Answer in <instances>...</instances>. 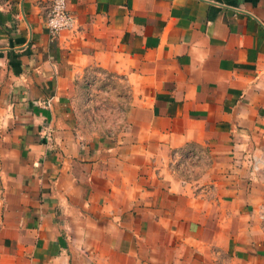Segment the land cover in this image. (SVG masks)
I'll return each mask as SVG.
<instances>
[{
	"label": "crops",
	"instance_id": "0c3cea01",
	"mask_svg": "<svg viewBox=\"0 0 264 264\" xmlns=\"http://www.w3.org/2000/svg\"><path fill=\"white\" fill-rule=\"evenodd\" d=\"M51 2L0 0V264H264V0Z\"/></svg>",
	"mask_w": 264,
	"mask_h": 264
},
{
	"label": "built area",
	"instance_id": "2783aa9c",
	"mask_svg": "<svg viewBox=\"0 0 264 264\" xmlns=\"http://www.w3.org/2000/svg\"><path fill=\"white\" fill-rule=\"evenodd\" d=\"M45 26L52 38L61 32H71L75 27V17L67 10L66 0H52L45 18ZM252 168L258 170V162L252 158Z\"/></svg>",
	"mask_w": 264,
	"mask_h": 264
},
{
	"label": "rangeland",
	"instance_id": "374dc122",
	"mask_svg": "<svg viewBox=\"0 0 264 264\" xmlns=\"http://www.w3.org/2000/svg\"><path fill=\"white\" fill-rule=\"evenodd\" d=\"M105 83L108 84V85H104V86H103V91H105V90H106V91L110 90L111 87H112V83H111V81H105ZM109 83H111V84H110L111 86L109 85ZM111 95H112V94H110L109 96L107 95V96H106V99L103 100V102L106 103V104L111 103L112 100L107 99L108 97L110 98ZM102 96H103V94H102ZM104 96H105V95H104Z\"/></svg>",
	"mask_w": 264,
	"mask_h": 264
}]
</instances>
